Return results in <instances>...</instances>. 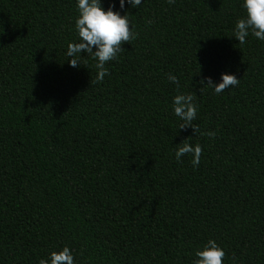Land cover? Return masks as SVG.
Wrapping results in <instances>:
<instances>
[{
  "label": "trees",
  "instance_id": "1",
  "mask_svg": "<svg viewBox=\"0 0 264 264\" xmlns=\"http://www.w3.org/2000/svg\"><path fill=\"white\" fill-rule=\"evenodd\" d=\"M109 4L137 36L93 83L94 59L65 54L76 0H0V264L64 246L74 264H192L209 239L222 264H264V41L235 39L242 0ZM221 73L239 83L215 94L202 81ZM185 138L196 167L174 157Z\"/></svg>",
  "mask_w": 264,
  "mask_h": 264
},
{
  "label": "clouds",
  "instance_id": "2",
  "mask_svg": "<svg viewBox=\"0 0 264 264\" xmlns=\"http://www.w3.org/2000/svg\"><path fill=\"white\" fill-rule=\"evenodd\" d=\"M169 4L174 0H167ZM125 3L130 8L136 9L142 4V0H116L118 9L124 10ZM244 16L237 19L234 26V37L243 45L246 38L251 35L260 41H264V0H242ZM114 5L109 4L105 9L101 5V0H76L77 16L74 28L78 40L67 44L66 56L70 61L69 66L76 68L80 65L81 51L89 54L95 61V79L93 83L101 82L108 75L106 64L118 57L123 51L122 43H128L137 36L130 25L127 10L121 15L119 10H113ZM146 23L151 24L148 20ZM167 80L179 88L177 77L171 73L167 75ZM213 93L220 94L225 89L234 88L239 79L233 74L221 73L218 82H214L211 77H205L202 81ZM197 104L193 93L177 92L172 97L171 109L180 123L177 129L191 127L193 135L198 131L192 123L197 116ZM210 138L213 132L206 133ZM174 157L177 162L181 157L190 154L191 164L196 167L200 163L201 146L191 144L187 138L177 144ZM225 256L224 250L213 240L209 239L205 244L194 252L195 259L192 264H222ZM38 264H74V257L71 250L64 246L58 251H51L47 257L41 258Z\"/></svg>",
  "mask_w": 264,
  "mask_h": 264
}]
</instances>
